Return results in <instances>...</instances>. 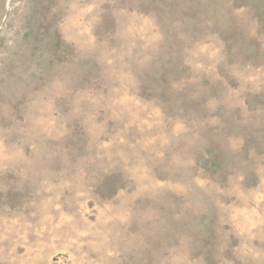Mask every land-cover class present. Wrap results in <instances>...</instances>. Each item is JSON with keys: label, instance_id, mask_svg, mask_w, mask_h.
Segmentation results:
<instances>
[{"label": "rangeland", "instance_id": "374dc122", "mask_svg": "<svg viewBox=\"0 0 264 264\" xmlns=\"http://www.w3.org/2000/svg\"><path fill=\"white\" fill-rule=\"evenodd\" d=\"M0 264H264V0H0Z\"/></svg>", "mask_w": 264, "mask_h": 264}]
</instances>
